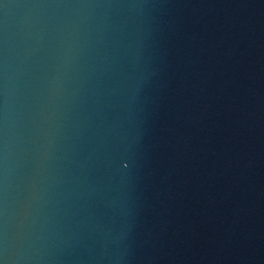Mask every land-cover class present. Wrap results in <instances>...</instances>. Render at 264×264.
I'll use <instances>...</instances> for the list:
<instances>
[{
    "label": "water",
    "instance_id": "1",
    "mask_svg": "<svg viewBox=\"0 0 264 264\" xmlns=\"http://www.w3.org/2000/svg\"><path fill=\"white\" fill-rule=\"evenodd\" d=\"M0 264H264V0H0Z\"/></svg>",
    "mask_w": 264,
    "mask_h": 264
}]
</instances>
